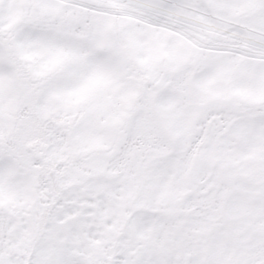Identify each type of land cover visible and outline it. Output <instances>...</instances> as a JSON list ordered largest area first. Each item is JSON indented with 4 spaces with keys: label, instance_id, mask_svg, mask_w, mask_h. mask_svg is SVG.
<instances>
[{
    "label": "snow or ice",
    "instance_id": "1",
    "mask_svg": "<svg viewBox=\"0 0 264 264\" xmlns=\"http://www.w3.org/2000/svg\"><path fill=\"white\" fill-rule=\"evenodd\" d=\"M0 264H264V0H0Z\"/></svg>",
    "mask_w": 264,
    "mask_h": 264
}]
</instances>
